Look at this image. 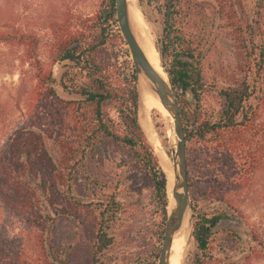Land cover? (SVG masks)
Here are the masks:
<instances>
[{
    "label": "trees",
    "instance_id": "1",
    "mask_svg": "<svg viewBox=\"0 0 264 264\" xmlns=\"http://www.w3.org/2000/svg\"><path fill=\"white\" fill-rule=\"evenodd\" d=\"M253 2L256 18L247 0H161L157 5L162 22L158 50L171 57L166 70L178 91L186 165L197 157L188 144L193 136L215 141L211 163L221 159L220 149L225 153L220 187L191 188L188 179L196 211L192 236L199 252L193 264L213 263L218 239L213 227L225 216L200 212L196 205L209 199L229 202L228 191L245 183L242 169L252 172L264 153V0ZM5 12L0 0V43L20 48V64L28 66L33 82L27 121L0 144V207L7 218L33 230L39 248L35 258L18 254L5 264H70L73 257L104 264L100 256L109 259L106 264H156L168 178L140 122V94L114 0H102L75 27L49 21L47 61L38 56L39 36L4 22ZM214 29L215 39L229 45L232 61L224 65L217 62L224 45H208ZM62 61L67 64L58 84L74 98H62L55 89L53 66ZM188 88L194 107L183 96ZM223 97L220 113L208 110ZM110 153L119 158L116 166L108 164ZM144 192L155 214L139 233L137 212L119 197ZM62 215L78 221V239L69 242L67 260L53 236ZM254 238L256 246L243 264L264 260V240Z\"/></svg>",
    "mask_w": 264,
    "mask_h": 264
},
{
    "label": "rangeland",
    "instance_id": "2",
    "mask_svg": "<svg viewBox=\"0 0 264 264\" xmlns=\"http://www.w3.org/2000/svg\"><path fill=\"white\" fill-rule=\"evenodd\" d=\"M160 1L132 0L131 7L138 18L137 28L139 29L141 40L144 42L149 40L153 44L157 57L166 68L169 66V58L171 57H162L158 50V42L162 32L161 16L157 10V5H159ZM101 2L102 0H1V4L6 10L2 20L4 22H7V20L12 21L16 27L35 32L39 36L38 56L42 61H47L51 43V36L47 28L49 21H56L63 25L66 23V25L75 27L80 18L93 14ZM247 6L252 18H256L257 14L253 13L255 2L247 0ZM256 11H258V8H256ZM215 32L214 29L208 45L214 42L216 44L221 42L224 45L226 50L222 53L220 59L218 58L217 60V62H223L224 65L227 61H232L229 45L225 39L216 40ZM125 47L127 48L126 45ZM19 54L20 48L15 45L0 43V144L8 138L17 126L27 121L28 105L31 100L30 86L33 81L31 78L32 73L29 71L28 66L20 64ZM124 57L125 55L121 51L119 59L122 60ZM187 60H190V58L187 57ZM65 64L67 62L62 61L53 66V76L56 79L55 89L62 98H74V95H68L58 84L61 72L65 69ZM183 96L192 107L196 105L193 92L192 97L190 96L189 98L187 91L184 90ZM224 102L225 99L223 97L220 105L210 103L208 110L218 114L222 110ZM148 122L150 126L146 127L145 130L155 147L159 160L162 151L167 154L166 159L168 156L171 159V147L168 140L170 118L157 109H153L150 111ZM153 137L158 139L157 144V140H154ZM188 144L197 152V157L187 165V178L191 183V188L200 186L209 190L211 186L220 187L219 179L226 168L224 150H219L218 156L221 159H213L211 163V157L216 151V143L208 135L206 137L193 136ZM47 145L51 153L55 152L52 149L51 140H47ZM118 162L119 158L117 155L110 153L108 164L116 166ZM216 163L222 167L217 169ZM242 172L244 173V179H246L245 183H242L240 188H233L228 191L229 202L209 199L201 202L200 206L196 205V209L200 212L223 213L225 215L213 227L218 239L212 264H243L250 250L256 246L254 235L257 234L258 238H263L264 240V153L261 152L259 154L256 169L249 173L242 169ZM190 199L193 232L196 211L193 208V196H190ZM119 200L130 203L129 205L138 215L136 227L140 229L139 233L144 232L147 225L153 221V215L155 214V207L149 194L144 192L141 195H122ZM231 219L234 220L233 223L230 222ZM56 223L53 236L56 243L61 244V258L67 260L69 242L74 244L78 239V221L72 216L62 215ZM230 231H232L233 236ZM192 232L189 253L185 264H193L199 255L193 241ZM140 241L141 239L139 238L134 243ZM124 245L123 248L126 251L128 247L126 244ZM18 254L28 260L39 255V248L35 243V234L32 229L7 218L6 213L0 207V264L8 263L11 256ZM100 257L104 260V264L109 261L103 256ZM70 264H84V262L73 257ZM249 264H264V260L254 259Z\"/></svg>",
    "mask_w": 264,
    "mask_h": 264
},
{
    "label": "water",
    "instance_id": "3",
    "mask_svg": "<svg viewBox=\"0 0 264 264\" xmlns=\"http://www.w3.org/2000/svg\"><path fill=\"white\" fill-rule=\"evenodd\" d=\"M114 6L117 24L123 40L126 43L133 65L137 92L139 78L142 77L148 82V87L157 94L159 101L168 111L170 117L168 140L171 147V164L173 165L174 176L171 195L170 197L167 195L168 201L166 205L163 236L156 264H169L170 247L173 237L186 221L185 255L182 260V264H185L189 253L192 232V206L187 178L186 139L178 104V94L164 65L160 62L167 76L166 81L148 61L144 50L136 38L135 31L132 29L127 0H114ZM186 91L189 98L190 96L192 97L191 89L188 88ZM148 141L157 156L153 144L149 139Z\"/></svg>",
    "mask_w": 264,
    "mask_h": 264
},
{
    "label": "bare ground",
    "instance_id": "4",
    "mask_svg": "<svg viewBox=\"0 0 264 264\" xmlns=\"http://www.w3.org/2000/svg\"><path fill=\"white\" fill-rule=\"evenodd\" d=\"M127 2H128L129 18H130V21L133 27L132 29H134L136 33V38L138 39V42L140 43L142 49L144 50L146 57L148 61L150 62V64L152 65V67L166 81L167 76L160 65V61H159V58L157 57L155 47L153 46V44H151V42H149V40L144 42L140 38L139 29L137 28L138 18H137L136 13L133 11L131 7L132 0H127ZM148 86H149L148 82H146L145 79L140 77L139 82H138V92L140 94L139 95V117H140V122L142 126L144 127V129L150 126L148 122L149 114H150V111H152L153 109H157L158 111L162 112L163 114H166V116L169 117L168 111L164 108V106L159 101L157 94L154 91H152L150 87ZM153 138L154 140H157L156 141V144H157L158 139H156L155 137ZM166 155L167 154L164 151H162L160 153V160H161L163 170L166 173L167 178H168V196L170 197L172 186H173L174 170H173V165L171 164V159L169 158V156L166 159ZM184 240H186V221L182 224L181 228L175 233L173 237L172 244L170 247L169 264H182V260L185 255Z\"/></svg>",
    "mask_w": 264,
    "mask_h": 264
},
{
    "label": "flooded vegetation",
    "instance_id": "5",
    "mask_svg": "<svg viewBox=\"0 0 264 264\" xmlns=\"http://www.w3.org/2000/svg\"><path fill=\"white\" fill-rule=\"evenodd\" d=\"M230 222H231V223H233V222H234V220H232V219H231V220H230Z\"/></svg>",
    "mask_w": 264,
    "mask_h": 264
}]
</instances>
